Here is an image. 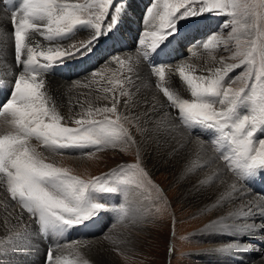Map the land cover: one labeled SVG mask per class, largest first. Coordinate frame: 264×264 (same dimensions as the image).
Instances as JSON below:
<instances>
[{
	"label": "snow or ice",
	"instance_id": "1",
	"mask_svg": "<svg viewBox=\"0 0 264 264\" xmlns=\"http://www.w3.org/2000/svg\"><path fill=\"white\" fill-rule=\"evenodd\" d=\"M86 7L74 0H22L18 8L11 11L14 63L19 74L13 78L9 97L0 102V117L4 118L9 129L0 134V182L6 184L11 199L31 215L37 229L34 233L26 229L7 239L0 238V252H6L11 245L14 252L23 254L24 250L32 246L34 236L46 238L50 233L62 235L74 227L86 226L102 212L113 211L103 201L104 195L127 196L131 185L135 183L137 188L142 186V182L134 181L131 177L116 175L112 180L106 178L113 176L115 170L106 176L81 179L72 175L68 168L47 162L46 157L31 145L33 139L53 155L64 154V150L68 149L94 148V151L87 153L81 151V157H93L95 152L108 147L115 148L118 143L136 145L137 162L121 165L119 169L121 172L125 169L135 170L133 175L139 173L143 177L148 176L142 167L138 142L121 123L122 120L131 121L118 109L120 98L134 95L131 91L133 74L136 73L138 78L139 68H134L120 56H114L109 63L119 65L121 76L118 79L106 78L99 72L92 73L93 83H97V76L101 80L108 79L110 87L105 86L102 90L103 99H109L111 94V106L93 107L89 103L85 108L82 102H78L81 111L68 118L76 127L67 125L65 117L58 111L55 98L47 89L45 75L52 68L63 64L66 58L87 57L95 50L94 45L109 40L116 43L119 40L126 6L120 0H100L99 14L95 15L94 20L83 18ZM112 8L114 12L110 11ZM207 13L231 17L224 25V28L230 27L231 31L227 38L211 35L201 42L203 49L211 56L222 43L225 50H229L227 45L234 40L235 51L229 59L239 58V63H225V58L221 57L218 62L220 66H215L214 62L201 70L206 75L194 74V67L185 63H180L174 69L153 65L149 82L151 76L157 78L155 87L166 98L167 105L153 97L150 111L134 117L135 126L144 135L150 123V112H154L158 105L176 109V120L180 126L192 129L194 133L199 129L196 133L200 137L198 152L204 149L205 140L211 146L223 145L225 151H220L219 147H215V151L219 152L218 158L238 182L264 178V31L261 30L264 0H155L147 9L145 23L148 30L143 33L146 39L139 41L141 48L138 52L146 60L161 54L170 55L167 50L173 42L180 45L188 39L184 35L186 21H194ZM101 19L105 20L103 27ZM78 26L90 28V39L79 47H63L62 40L74 34ZM36 36L42 37L49 46L38 42ZM149 50L153 54L151 57ZM126 64L127 76L123 74ZM241 65L245 66V70L240 76L229 79L228 74ZM174 73H178L182 84L169 82L170 75ZM253 74L255 82L248 90V80ZM238 81L243 86L233 87ZM183 86L190 92V99L182 98L181 91L185 90ZM123 103L128 108L131 100H124ZM242 108L245 112L240 111ZM228 190L235 191L236 185H229ZM225 195L222 194L212 207L219 205ZM125 203L121 201L119 208L115 209L117 219H123L126 215ZM253 211L252 202H249L241 210L229 212L227 217L212 220L206 230L210 235L230 232L235 225L229 220H245L252 216ZM255 232H264V222L259 227L254 222L243 223L233 233L241 235V239L231 240L216 251H251L245 246L242 237ZM173 252L174 248H169V253ZM47 261L48 264H90L87 259L77 261L54 257L51 249L47 253Z\"/></svg>",
	"mask_w": 264,
	"mask_h": 264
},
{
	"label": "bare ground",
	"instance_id": "2",
	"mask_svg": "<svg viewBox=\"0 0 264 264\" xmlns=\"http://www.w3.org/2000/svg\"><path fill=\"white\" fill-rule=\"evenodd\" d=\"M10 18L11 13L5 10L0 3V77L8 76V78H10L11 75L16 72V68L12 64L11 51L14 47V39L11 36L12 25L10 22ZM37 37L38 36H36V39ZM181 53L183 54H180L174 58V61L180 59L175 62L188 63V65L192 66L197 65V62L193 64L192 61L189 64L188 61L190 59L188 58H192L193 53H188L187 47L186 50L181 49ZM114 56H120L121 58L129 61L131 65L134 64V68H139L137 80H140L141 82V85H139L138 87L133 84L131 91L134 93V95L131 98H120L121 103L118 105V109L121 113L131 114L134 122H136L134 119L136 115L142 116L145 111H150L152 103L154 102L153 97H156L157 99L163 101L165 105H167V103L165 102L166 99L163 97L162 93H159V91H157L158 89L155 90V80H153V85L152 83L148 84L149 72L147 71H149L150 69L145 67L134 50L129 47L127 49L124 48L118 51H114L107 55L104 54V56L101 59H98L97 62L93 61L91 63H87L86 66H91L88 68V70L79 72L74 76H69L65 79H63V77H45L47 89L49 93L51 95H54V98L57 100L56 104H58V110L62 116L68 117L63 114L64 110H66L69 117L74 113L81 111L80 107L78 106V102H82L85 108L89 103H91L93 107L103 106V104H110L111 94H109V99H103L104 93L102 90L105 86L110 87V85H108V79L101 80L100 76H97L95 77L97 83H93V77L89 76L91 73L99 72L102 73L106 78L118 79L121 76L119 65L117 64L116 71L109 66H105V62H110L112 60V57ZM212 57H214V60L212 59ZM127 58H129V60ZM210 58V60L209 58H206L207 65L210 61L209 66L213 65L214 62H216L215 66H220L218 62L220 61L221 57L212 55L210 56ZM102 59L103 62H101ZM201 63L202 60L199 61V64ZM111 69L113 71H111ZM200 69L202 70V67ZM123 74L127 76L128 72H123ZM87 75H89L88 78H86ZM133 76L134 78H136L137 74L134 73ZM80 79H85L84 81L87 82L82 81L83 83L78 85V83H80ZM152 79L153 77L151 78V80ZM98 89H100L102 94H98L97 92H95ZM129 99L131 100V103L128 108H125L123 101ZM145 101H147L148 103H145ZM167 108L169 107H160L158 105L154 112H150V123L147 124V132L144 135H141L137 128H135V140L139 144L140 155L144 157L146 161H149V163L152 164V169L158 170L160 167H162L165 172H171L173 178L178 184H180L181 198L184 199V201L191 200L195 203V206L202 212L209 208L213 209L216 214V218L214 220H218L221 217H227L229 212H236L241 210L246 205H248L249 202H252V206L254 208L253 214L250 218H247L245 220L238 219L237 221L229 220V223H233L235 225L232 231L221 235L208 234V236L211 237L210 240L215 242V245L212 249L213 253L207 256L202 253V255L205 257L202 258L201 256L202 261L210 264H243L246 261L254 260L257 257L263 258L264 260V232H255L253 234L243 235V237L252 236L248 237L247 239H243L242 237V239L246 242L245 246L251 248V251H237L234 253H218L216 251L217 248L223 247L222 243L226 244L231 240L241 239V235L233 233L235 232L236 228L242 227L243 223L254 222L257 227H259V225L264 222V214H262L264 213V197L258 193L247 190L242 184H240L235 178H233L232 174H230V171L227 172L223 164L217 161L216 156L213 154L206 142L204 143V149L198 152V139L200 138L191 136L187 133L183 134L181 132L179 124L175 122L171 114L167 112ZM156 120L163 122V126L157 127V125H155ZM7 130L9 129H4L0 126V134ZM149 142L152 144V146ZM30 143L32 144V142ZM142 144H145L151 149H158L157 151L159 153V157L168 156L176 159L177 161H184L185 163L183 168H177V166L174 165L175 163H168L167 161L164 162V159L162 158L160 160L158 159L157 161L149 160L148 156L143 152L141 148ZM136 150L138 151L137 146ZM190 151L193 152V154L196 156L195 158L188 157V153ZM154 154L158 155L156 151H154ZM162 164H164L165 166H162ZM220 176V181H217ZM231 184L236 185L235 191L228 190V186ZM1 194L0 211H2V214L0 217V226L4 223L6 224V227H0V230L5 228V232H7L3 238L7 239V237L14 236L18 232H24L26 229L34 233V226L26 213L24 214L23 212H20L22 209H20L14 202H12L13 204H9V206L6 207V201H10V198L7 194ZM222 194H226L225 199L216 207H212L213 205L217 204V201ZM141 207L142 206L140 200L136 199L135 201L131 202L128 214H130V217H132V221L135 222L139 218H141V216L138 214V211ZM7 210H9L8 213ZM20 213L21 216H19ZM210 222L202 227V229L204 228L205 233L208 232L206 230V226ZM130 228H133V230H138L140 226H138L137 224H133V226H131ZM51 235L52 233L48 235L49 242H51V239L53 238ZM108 235L112 237L109 238L108 242H106V246H104V244L103 246L101 244L98 245L97 240L95 241L97 245L93 248V252L84 251L87 258H90L93 263L95 262V264H114V260H111V258H109V255L112 254H110V252L111 249H113L112 247H114L113 245L118 243L122 244L124 248H127L129 247V244L133 239L131 231H129L127 227L125 228V226L118 227L115 229V231H109L107 233V236ZM91 239V237H83L81 239L75 238L72 240V243H74V245L77 244L79 247L81 245V241H88ZM254 239L260 241L261 245L257 246L255 241H253ZM33 241L37 242L38 247L36 249H33L34 247H29L24 250L23 254L14 252L12 246L9 245L7 251L1 252L0 254V264H39L42 260L44 244L41 240H39L38 236H34ZM63 245L64 243L62 244V246ZM214 260H218V262L216 263Z\"/></svg>",
	"mask_w": 264,
	"mask_h": 264
},
{
	"label": "rangeland",
	"instance_id": "3",
	"mask_svg": "<svg viewBox=\"0 0 264 264\" xmlns=\"http://www.w3.org/2000/svg\"><path fill=\"white\" fill-rule=\"evenodd\" d=\"M99 3H100V0L96 4L94 3L89 7L92 15L99 14ZM230 19L231 17L227 18L228 21ZM228 21L225 22L223 24L222 29L218 31V32H221L220 35L223 36L224 38H227L228 33L231 31L230 27L224 28V25L228 23ZM261 30L264 31V21H261ZM241 38L244 39L243 36ZM36 40L39 42L38 38ZM70 40L71 38L68 41L70 42ZM227 47L229 50H225V45L222 43L221 48L219 49L216 48L211 53V56L214 55V56L224 57L225 63H238L239 58L235 60L229 59V57H231L232 53L235 51V41L234 40L230 41ZM188 48L189 47H187V49ZM194 53L196 54L192 55V58H188L190 59L188 61L189 64L191 61L193 64L197 62V65H193L195 69L194 74H205L206 75L207 74L206 72L201 73L200 68L202 67V69H204L207 66H209L210 61L208 62V65H207V59H206V58H209V60L211 59L209 53L205 50L201 52H194ZM200 57H203V58H200ZM127 59L129 60V58ZM201 60H202V63H201L202 65L199 64V61ZM105 63H106L105 66H109L115 71L117 70V67H116L117 63L115 62L109 63V61ZM185 64H188V63H185ZM132 66H134V64H132ZM112 69L111 71H113ZM124 69L125 70H123V72H128V67L125 66ZM244 70H245L244 65H241L240 68H237L235 72H240V73H238L237 76H235L234 78L240 76V74ZM147 72H149L148 73L149 75L150 70ZM91 74L90 76L87 75L86 78H88V76L92 77ZM175 75L174 76H172V74L170 75L169 82L174 83V84H182V82L176 79ZM152 77L153 79L151 80V82H149V79H148V84L152 83L153 85V80L156 81V78L154 76H151V78ZM84 80L85 79H80L79 81L80 83H78V85L83 83L82 81ZM84 82H87V81H84ZM254 82H255V75L253 74L251 77H249V80H248V83H249L248 90H250V86ZM133 84L138 87L139 85H141V82L140 80H137V78H134ZM232 86L238 88V87H242L243 84L238 81ZM184 87L186 88V86H183V88ZM95 92H97L98 94H102L100 89L96 90ZM185 92H186V96L184 98L190 99L191 98L190 93L187 90ZM181 95H183V91H181ZM52 96L54 97V95ZM122 98H127V96L122 97ZM165 102L167 103V101ZM56 103H57V100H56ZM104 105L105 104H103V106ZM106 105L111 106V104H106ZM57 108H58V104H57ZM166 110L174 118L175 122L178 123V121L176 120V116H175V113H177V110L172 109V108H167ZM63 114L68 116V117H65L66 122L72 123V121L68 119L69 115L66 112V110L63 111ZM125 115L129 117V120L131 121V123L125 122L123 120L121 121V123L123 124L124 127L130 130L133 138L135 139L136 138L135 136L136 135V129H135L136 122H134L133 118L131 117V114H125ZM96 118L99 119V117H96ZM158 124H161V121L156 120L155 125H158ZM0 126L4 129L8 128V126L4 123L3 117H0ZM161 126L163 125L161 124ZM180 129L183 134H186V133L189 134L181 126H180ZM206 144L208 145V143ZM31 145L36 149L38 153L46 157L47 162H53L59 167L68 168L70 172L74 173L76 176H80L86 179L90 178L91 176H95L97 172L105 168H108L114 164H117L123 161L128 162L130 164L137 162L136 145H131V144L124 145V144L118 143L115 148L108 147L102 151L95 152V155L93 157H89L87 155L81 157L80 154L77 155V154H69V153L53 155L51 152H48L43 149H38L37 147H35L33 143ZM150 145L152 146L151 143ZM141 148L143 152L148 156L149 160L157 161L158 159L160 160L162 158L164 159L163 160L164 162L167 161L168 163H175L174 165H176L177 168L179 169H182L184 166L185 162L182 160L177 161L176 159L168 157V156L159 157V153L157 151L158 149L156 148L151 149L147 147L145 144H142ZM154 151H156L158 155H155ZM211 151L213 152L212 149ZM213 154L215 155L214 152ZM188 157L195 158L196 156L193 154V152L190 151L188 153ZM141 161H142V167L146 170V172L148 173V176L143 177L139 173H135V175H133L132 173L131 179H133L134 181L142 182V186L137 188L135 183L130 186V191L128 193L129 196L126 199L127 209L126 210L124 209V211L126 212V215L124 216V218L118 219L119 221H117L115 217L111 221L113 223L111 225L103 226V228L101 229L99 233L86 236V238L91 237L92 241L88 240L89 243L87 240L81 241V245H80L81 247L80 246L78 247L77 244L74 245V243H72V240L75 238L67 239V241L64 243L63 246H62L63 244L62 243L59 246L54 248V251H53L54 257L55 256L67 257L70 260H77V261H82L83 259H87L89 260L90 264H95V262L93 263V261L90 258H87L86 253L84 251L93 252V248L96 247L97 245L95 243V241L97 240H98L97 241L98 245L101 244L103 246L104 244V246H106V242H108L109 238L112 237L110 235L107 236V233L111 230L115 231V229L118 227L125 226V228L127 227L128 230L131 231L133 235L132 236L133 239L130 242L129 247L127 248H124L122 244H118V243H116L117 245L116 244L113 245L114 247H112L113 249H111V252H110V254L111 253L112 254L109 255V258H111V260H114V264H210V263H206L202 261V258H205L202 255V253H204L205 256L213 253L212 249L215 245V242L210 240L211 237L208 236L209 232L205 233L204 228L202 229V227L205 226L208 222L212 221V219L214 220L216 218L215 211L211 209V210H204V212H202L195 206V203L192 202L191 200L184 201V199L181 198L180 184L176 182L171 172H165L162 169V167H160L158 170H153L152 164L149 163V161H146L145 158L142 156H141ZM217 161L221 162L218 158H217ZM162 166H165V165L162 164ZM134 171L135 170H133V172ZM227 172L229 171L227 170ZM232 177L234 178L233 175ZM220 178L221 176L217 179V181H220ZM0 194L1 195L7 194L6 189L1 184H0ZM122 195L123 194L119 195V199L117 201V209L119 208L120 202L123 201ZM136 199L140 200L142 207L138 211V214L141 216V218H139L137 221L134 222L132 221L133 219L132 217H130V214L128 213H129V207H130L131 202L135 201ZM6 202H7V204L5 205L6 207H8L9 204H13L12 200L6 201ZM8 211L9 210H7V213ZM20 212H23L25 214L23 210H21ZM1 214H2V211H0V217H1ZM19 216H21V213ZM133 224H137L138 226H140V228L138 230L134 228L135 230H133V228H130L131 226H133ZM3 226L6 227V224L3 223L0 227H3ZM6 233L7 232H5V228L0 230V238H3L6 235ZM248 237H252V236H245L243 237V239H247ZM253 241H255L257 246L261 245V242L257 241V239H254ZM222 244L224 245V243ZM31 247H34L33 249H36L38 247L37 242L33 241ZM169 248H174V252L170 254ZM212 258H215V257H212ZM237 258H238V255H237ZM214 261L216 263L218 262V260H214ZM261 263H264L263 258L257 257L254 260H248L243 264H261Z\"/></svg>",
	"mask_w": 264,
	"mask_h": 264
}]
</instances>
